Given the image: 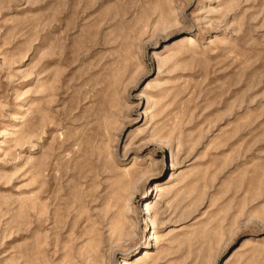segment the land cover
<instances>
[{
  "label": "rangeland",
  "instance_id": "obj_1",
  "mask_svg": "<svg viewBox=\"0 0 264 264\" xmlns=\"http://www.w3.org/2000/svg\"><path fill=\"white\" fill-rule=\"evenodd\" d=\"M0 264H264V0H0Z\"/></svg>",
  "mask_w": 264,
  "mask_h": 264
},
{
  "label": "bare ground",
  "instance_id": "obj_2",
  "mask_svg": "<svg viewBox=\"0 0 264 264\" xmlns=\"http://www.w3.org/2000/svg\"><path fill=\"white\" fill-rule=\"evenodd\" d=\"M162 188H159L158 190H161Z\"/></svg>",
  "mask_w": 264,
  "mask_h": 264
}]
</instances>
